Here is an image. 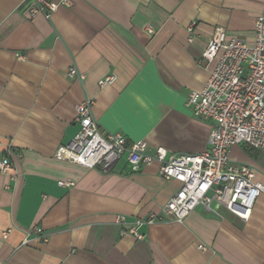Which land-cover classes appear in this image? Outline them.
Here are the masks:
<instances>
[{"label":"crops","instance_id":"1","mask_svg":"<svg viewBox=\"0 0 264 264\" xmlns=\"http://www.w3.org/2000/svg\"><path fill=\"white\" fill-rule=\"evenodd\" d=\"M35 1L0 0V160L19 173L0 172V264H264V192L246 221L197 207L137 239L121 234L117 215L160 211L180 182L162 178L157 162L133 171L121 158L103 170L56 156L86 97L103 129L150 152L206 151L213 122L187 105L214 66L202 54L217 27L252 42L264 0H72L50 18L30 15ZM230 159L264 184V150L235 145ZM69 179L73 187L58 184Z\"/></svg>","mask_w":264,"mask_h":264},{"label":"built area","instance_id":"2","mask_svg":"<svg viewBox=\"0 0 264 264\" xmlns=\"http://www.w3.org/2000/svg\"><path fill=\"white\" fill-rule=\"evenodd\" d=\"M71 5L72 0H36L29 12L32 17L43 14L50 18L60 6ZM149 31L153 29L149 27ZM202 59L214 66L205 86L189 93L187 105L196 117L213 122L209 148L204 152L171 153L162 146L150 152L143 139L129 142L123 133L103 129L94 117L92 98L86 97L75 107L79 129L69 143L58 147V158L87 168L100 166L103 170H109L121 158L133 171L157 162L162 178L181 184L160 211L146 218L136 217L129 222L126 215L118 214L116 222L122 235L143 239L146 235L142 227L166 221L183 222L197 207L215 213L225 209L246 221L264 192V184L254 180L251 166L230 159L235 145L264 150V11L256 18L252 42L228 37L223 27H217ZM68 76L84 79L76 67L69 68ZM116 79L115 74L107 75L98 84L103 87ZM0 172L13 179L19 175L7 158L0 160ZM58 184L73 187L75 182L60 180ZM32 230L43 234L41 228ZM43 239L48 240L46 236ZM199 247L205 248L202 244Z\"/></svg>","mask_w":264,"mask_h":264},{"label":"trees","instance_id":"3","mask_svg":"<svg viewBox=\"0 0 264 264\" xmlns=\"http://www.w3.org/2000/svg\"><path fill=\"white\" fill-rule=\"evenodd\" d=\"M245 146H247V145H245ZM247 147H249V146H247Z\"/></svg>","mask_w":264,"mask_h":264}]
</instances>
